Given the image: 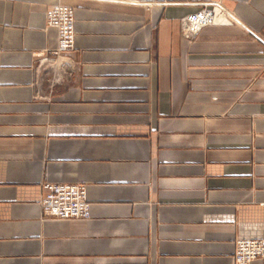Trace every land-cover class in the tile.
<instances>
[{
	"label": "crops",
	"instance_id": "crops-1",
	"mask_svg": "<svg viewBox=\"0 0 264 264\" xmlns=\"http://www.w3.org/2000/svg\"><path fill=\"white\" fill-rule=\"evenodd\" d=\"M200 2L232 21L184 36ZM46 183L90 216H43ZM238 238L264 240V0H0V264H233Z\"/></svg>",
	"mask_w": 264,
	"mask_h": 264
},
{
	"label": "built area",
	"instance_id": "built-area-1",
	"mask_svg": "<svg viewBox=\"0 0 264 264\" xmlns=\"http://www.w3.org/2000/svg\"><path fill=\"white\" fill-rule=\"evenodd\" d=\"M201 8L183 16L179 20L184 36L197 34L204 26L211 23H230L219 2H200ZM47 27L57 32L55 53L74 49L75 30L73 9L65 5H55L45 12ZM41 214L59 219H86L90 216V202L85 187L79 183H46L39 200ZM256 259H264V240L238 238L234 242L233 264H251Z\"/></svg>",
	"mask_w": 264,
	"mask_h": 264
}]
</instances>
